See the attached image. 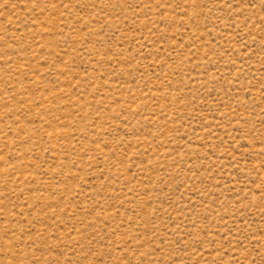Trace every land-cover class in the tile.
Instances as JSON below:
<instances>
[{
    "label": "rangeland",
    "instance_id": "obj_1",
    "mask_svg": "<svg viewBox=\"0 0 264 264\" xmlns=\"http://www.w3.org/2000/svg\"><path fill=\"white\" fill-rule=\"evenodd\" d=\"M0 264H264V0H0Z\"/></svg>",
    "mask_w": 264,
    "mask_h": 264
}]
</instances>
